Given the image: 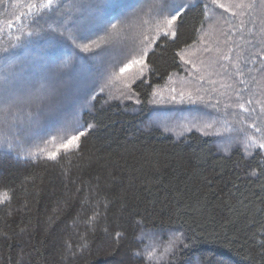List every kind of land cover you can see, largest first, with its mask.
Returning a JSON list of instances; mask_svg holds the SVG:
<instances>
[{
  "label": "trees",
  "instance_id": "16d2710c",
  "mask_svg": "<svg viewBox=\"0 0 264 264\" xmlns=\"http://www.w3.org/2000/svg\"><path fill=\"white\" fill-rule=\"evenodd\" d=\"M127 1L133 8L147 2ZM24 3L26 0H0V21L5 25L0 34V73L7 72L17 59L34 55L31 47L3 51L10 38L19 34V25L9 30L7 21L15 19L21 10L17 6ZM222 11L216 9L217 14ZM224 18L239 23L230 14ZM149 27L133 21L123 44L129 49L137 46L141 33L147 34ZM221 27H227L223 20L217 25ZM230 35L243 44L239 32ZM195 40L196 34L186 26L177 43L169 42L150 53L148 62L153 71L146 73L147 83L133 85L139 103L136 97H120L119 84L101 94L93 112L83 117L94 121L96 127L82 138L79 150L61 153L56 161L41 156L0 163V200L5 192L10 197L7 203H0V264H149L147 253L133 256L147 245H153L156 255L151 264H206L212 257L227 264H264V253L250 239L254 230L250 221L262 219L264 177L249 176L253 169L259 174L257 165L264 167V155L255 159L243 155L237 141L243 138L240 129L251 121L242 125L239 121L247 114L236 108L224 109V104L235 103L232 90L231 100L212 95L213 103L221 101L219 112H209L219 121L216 130H224L225 121L233 129L220 135L213 130L207 136L193 130L180 137L183 130L176 124L185 122L189 115V120L197 116L195 110L202 105L149 102L153 89L167 99L170 87L179 89L186 83L191 88L198 83L191 66L176 56L185 42ZM223 41L219 36L218 46L227 50ZM186 56L197 64L203 59L207 65L216 54L202 53L196 45L186 50ZM227 63L219 61L206 68L205 89L218 88L220 81L234 83L236 90L245 88L220 67ZM253 75L259 79V73ZM247 87L254 88L255 84ZM157 114L171 118L167 122L171 131L166 132L160 121L151 123ZM229 135L235 138L230 140V148L228 142L223 143ZM94 213L99 216L90 222ZM142 217L146 221L138 229L135 222ZM176 229L185 233L191 247L165 255L164 248ZM141 231L145 233L143 241L138 239ZM118 232L123 234L119 241Z\"/></svg>",
  "mask_w": 264,
  "mask_h": 264
},
{
  "label": "snow or ice",
  "instance_id": "6c2138e0",
  "mask_svg": "<svg viewBox=\"0 0 264 264\" xmlns=\"http://www.w3.org/2000/svg\"><path fill=\"white\" fill-rule=\"evenodd\" d=\"M17 7L21 9L19 14L14 20L9 19L6 26L11 30L14 24L19 25L16 29L19 34L10 38L8 48L3 51L31 47L34 55L17 59L8 66L7 72L0 73V163L5 159L18 161L22 158L39 159L41 156L56 161L61 153L79 150L82 138L96 127L94 121L84 120L83 117L93 112L98 97L119 84L122 86L120 97H136L139 103L133 85L147 83L146 73L153 71L148 62L150 53L154 54L156 48L169 42L177 43L181 29L186 26L192 28L196 40L191 44L185 42L176 56L184 65L191 66L193 78L198 83L191 88L186 83L181 84L179 89L170 87L167 99L153 89L149 102L202 105L203 108L196 109L197 116L176 124L183 130L180 137L184 132L193 130L206 136L212 134L209 130H213L220 135L216 130L219 121L212 118L206 109L219 112L221 101L216 99L213 103L212 93L225 96L231 89L235 103L224 104V109L236 108L247 114L239 121L242 125L247 120L251 121L247 127L240 129L243 138L237 141L243 147V155L250 159L264 155V0H229L227 3L222 0H147L135 8L127 0H73L72 3L65 0H26ZM216 9L223 11L217 14ZM225 14L238 19L239 23L233 24L231 19H225ZM220 20H223L226 29L217 28ZM133 21L150 27L147 34L141 33L139 44L129 49L123 42ZM247 24L252 27H247ZM233 31L241 34L243 44L232 40L230 33ZM219 36L224 37L227 50L218 46ZM196 45H200L202 53H215V59L207 65L203 59L199 60V64L189 59L186 50ZM219 61L228 62L220 64V67L229 78L236 77L245 88L236 90L234 83L221 84L220 87L226 90L223 92L215 87H203V72ZM257 64L259 67H255ZM253 73H259V79ZM249 83H254L255 87L248 88ZM245 92L247 95H244ZM205 96H208L207 100ZM228 99L231 100L232 96L228 95ZM154 118L164 124L166 132L172 130L167 126L171 118H161L159 114ZM249 129L252 131L249 132ZM224 131H233L228 121L224 122ZM257 168L259 174L253 169L249 176L264 177V167L258 164ZM9 199L5 192L0 203H7ZM261 202L264 203V197ZM260 211L262 219L250 221L254 229L250 239L264 253V210ZM98 216L99 213H94L90 222H95ZM145 221V217L137 220L136 228L139 229ZM122 235L118 232L116 240L119 241ZM144 237L145 233L141 231L138 239L143 241ZM188 240L183 231H172L164 254L174 255L176 250L191 247ZM145 253L151 264L156 258L153 245L134 252L133 256L144 257ZM206 264L227 262L212 257Z\"/></svg>",
  "mask_w": 264,
  "mask_h": 264
},
{
  "label": "rangeland",
  "instance_id": "374dc122",
  "mask_svg": "<svg viewBox=\"0 0 264 264\" xmlns=\"http://www.w3.org/2000/svg\"><path fill=\"white\" fill-rule=\"evenodd\" d=\"M127 3L128 4H131V3H129L128 1H127ZM2 27H5V25L4 24H2L1 23V21H0V34H1V30H3V28ZM223 83H225V82H223V81H220V82H218V88H219V90L220 91H226L225 89H223V88H221L220 87V85L221 84H223ZM230 90L231 89H229V90H227V93H228V95H230ZM213 94H217V93H212V95ZM228 95H225V96H221V97H228ZM205 99H208V96H205ZM206 111H208L207 109H206ZM195 112H197L196 110H195ZM208 112H215V113H217L216 111H208ZM190 116V115H189ZM189 116H187V118H189ZM218 121V120H217ZM151 123H153V125H155V124H157V120H155V118L154 119H151ZM217 126V125H216ZM219 131H220V133H223L224 134V130H220V129H218ZM227 133H230V132H227ZM226 134V133H225ZM231 138V139H230ZM235 138H234V136L232 135V136H227V138H225L224 139V141H223V143H226V142H230V140H234ZM242 147V146H241ZM0 197H1V195H0Z\"/></svg>",
  "mask_w": 264,
  "mask_h": 264
}]
</instances>
